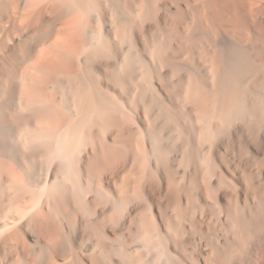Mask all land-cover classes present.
I'll return each instance as SVG.
<instances>
[{"label":"bare ground","instance_id":"6f19581e","mask_svg":"<svg viewBox=\"0 0 264 264\" xmlns=\"http://www.w3.org/2000/svg\"><path fill=\"white\" fill-rule=\"evenodd\" d=\"M0 264H264V0H0Z\"/></svg>","mask_w":264,"mask_h":264}]
</instances>
